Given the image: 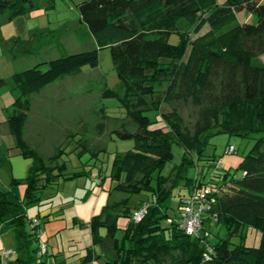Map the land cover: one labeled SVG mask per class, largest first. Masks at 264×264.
Returning a JSON list of instances; mask_svg holds the SVG:
<instances>
[{"label":"trees","instance_id":"1","mask_svg":"<svg viewBox=\"0 0 264 264\" xmlns=\"http://www.w3.org/2000/svg\"><path fill=\"white\" fill-rule=\"evenodd\" d=\"M38 1L0 0V15L7 13L13 20L38 7ZM53 2L44 0L45 7H53ZM76 7L98 47H110L120 80L122 96L107 88L102 98H119L136 125L132 131H117L120 137L132 139L134 146L115 158L114 176L122 180L114 188L129 195L144 191L152 195L134 208L129 196L104 205L91 222L92 242L101 246V254L89 247L80 264H91L100 256L103 264H165L172 252L177 255L167 264H264V0L222 4L215 0H83ZM242 11L253 14L256 21L238 22ZM108 25L125 31L120 42L108 44L97 37ZM173 33L179 37L176 44L169 41ZM98 47L63 54L12 75L20 95L13 102L8 125L17 148L31 163L24 179L12 181L24 185L19 202L10 201L8 192L0 190V230L8 228L15 241V256L9 264H66L61 253L38 255L42 223H31L43 218L39 213L30 217L28 208L49 204L53 195L43 191L76 172H67L65 164L58 163L59 153L44 158L29 146L24 125L29 96L64 76L78 75L84 67H97ZM181 100L199 108L192 130H183L175 110L160 111L162 103ZM149 110L154 118L146 114ZM158 116L166 129L154 125ZM218 133L254 142L233 170L225 169L221 156L205 155L209 137ZM173 142L183 149L181 162L163 175ZM200 162V172L189 176V169ZM168 181L171 185L166 189ZM180 186L187 192L180 193L177 213L170 214L173 190ZM196 191L204 195L202 228L188 234L181 226V199ZM143 205L146 212L136 222L133 213ZM213 226L242 237L245 229L254 228L259 243L232 246L229 238L212 233Z\"/></svg>","mask_w":264,"mask_h":264},{"label":"rangeland","instance_id":"2","mask_svg":"<svg viewBox=\"0 0 264 264\" xmlns=\"http://www.w3.org/2000/svg\"><path fill=\"white\" fill-rule=\"evenodd\" d=\"M83 0H54L53 7L46 8L44 0L38 1V7L24 16V24L30 28H36L43 32V42H39V37H34L36 32L23 35L18 22L4 24L3 19L7 13L0 15V27H6L7 34H13L12 44L21 43L18 51L15 52L20 57L17 60L19 69L33 67L39 62L56 58L63 54L76 53L98 47L97 39L90 32L88 27L80 21V16L76 4ZM222 4L226 0H215ZM141 19L143 12L139 13ZM238 22H255L256 17L246 11L237 14ZM26 22V23H25ZM7 25V26H6ZM35 31V30H34ZM124 30L108 25L101 30L97 37L108 44H115L124 38ZM17 38V39H16ZM33 38L38 40L33 41ZM47 42L44 44V41ZM178 34L173 33L169 37L172 44L178 42ZM99 65L95 68L84 67L82 72L74 76L62 78V87H66L71 92L70 101L66 107L70 109L71 119L75 118V130L67 136L66 141L57 146L52 145L48 136L44 139L32 136V140L38 144V150L44 158L52 157L59 153L57 160L59 164L64 163V169L73 173L69 179L59 178L54 187H47L43 194H52L53 203L56 205L68 202L73 215H77L78 223L89 227L93 216L100 213L104 205H111L129 198V205L134 208L139 200L147 201L151 199V192L129 195L126 192L116 190L114 187L122 176H114V161L117 155L123 154L127 150L133 149L134 141L124 139L117 133L118 130H130L135 128V124L130 120L128 109L119 98H102L104 89H113L120 96L123 92L119 89V77L112 62L111 50L109 46L98 47ZM21 54L24 55L21 57ZM45 69L46 67H42ZM2 74L5 69H1ZM198 107L191 101H167L162 103L160 111L175 110L179 117L181 126L184 129H193L197 118ZM146 114L154 118V111L149 110ZM54 119L58 122L57 115ZM155 126L165 127V122L161 117L156 118ZM253 140L240 136H230L225 133H218L209 137V144L206 147L205 155L221 156V162L225 169L233 170L243 157L248 153L253 145ZM232 144L236 148V153H226V147ZM51 146V147H50ZM61 146V147H60ZM62 148L58 151V148ZM183 154L182 147L173 142L171 144V158L166 162L162 170L163 175H168L174 165L181 162ZM200 162L188 171L189 176H195L200 172ZM174 173L172 174V177ZM207 176V173H206ZM155 182V181H154ZM155 185V183H153ZM171 185V181L165 184L166 189ZM187 192L185 187H175L170 200V214L177 213V201L180 193ZM52 202V201H51ZM33 206L28 208L29 216L34 215ZM40 216V214H39ZM123 224V221L120 222ZM45 225V219L42 227ZM101 233H105L102 229ZM213 234L220 237L229 238L231 245L245 244L246 246H257L260 235L254 228H247L244 231L245 237L241 234H228L223 226H213ZM13 238V234H6L0 238V248L11 249L12 257L15 256L13 244L4 245L2 239ZM97 255L101 254V246L93 244ZM177 252L168 254L165 264L169 263ZM86 254V253H85ZM94 264H103L104 260L98 257Z\"/></svg>","mask_w":264,"mask_h":264},{"label":"crops","instance_id":"3","mask_svg":"<svg viewBox=\"0 0 264 264\" xmlns=\"http://www.w3.org/2000/svg\"><path fill=\"white\" fill-rule=\"evenodd\" d=\"M27 14L18 16L13 20H9L6 16L2 23L11 24L14 22L17 24L18 22L20 25H24V28L21 27L23 35L42 32V30L30 28L24 24V16ZM12 35L7 34L6 27H0V68L6 70V74H2L0 71V79L4 80V84L0 85V190L8 192L10 201L19 202L24 185L12 184V181L22 180L26 177L31 159L21 154L8 125V119L14 112L13 102L20 95L12 80V75L24 70H20L17 66V60L20 57L15 52L18 51L21 43L12 44L11 41L14 37ZM39 38V42H43V37L40 36ZM32 40L38 39L33 38ZM46 42L47 40L44 41V44ZM23 56L21 54V57ZM62 78L29 96L30 107L23 134L27 144L39 154L38 144L32 140V136L35 135L41 140L48 136L52 145L59 146L75 130V118L71 119L70 109L66 107L72 91H67L66 87H62ZM54 115H57L58 122L54 119ZM51 201L49 204L33 206L32 208L34 210L33 216L39 213L43 221L45 219L40 238L46 243L49 254L61 253L66 264H80V258L85 255L89 247L96 251L92 242V233L89 227L83 224L79 225L78 218H76L78 216L73 215L68 202L55 205L53 200ZM2 231L6 232L1 234ZM6 234H12L8 228L0 230V238ZM4 238L2 239L4 245L13 244L15 246L14 237L11 238L10 236L8 240ZM4 248H0V250Z\"/></svg>","mask_w":264,"mask_h":264},{"label":"built area","instance_id":"4","mask_svg":"<svg viewBox=\"0 0 264 264\" xmlns=\"http://www.w3.org/2000/svg\"><path fill=\"white\" fill-rule=\"evenodd\" d=\"M228 152H234L236 150L234 145H229L226 149ZM203 194L199 191L191 194L190 196H185L181 199V226L188 234H194L202 228V223L200 219V213L204 210V205L201 203L203 199ZM146 212V205L141 206L138 210L133 213V219L138 222L140 221ZM42 221L36 217L32 220V226H38ZM42 229L38 230V236L41 237ZM209 233H205L208 236ZM47 252L46 243L40 238V246L38 250V255L42 256ZM12 251L3 249L1 251L0 264H9Z\"/></svg>","mask_w":264,"mask_h":264}]
</instances>
